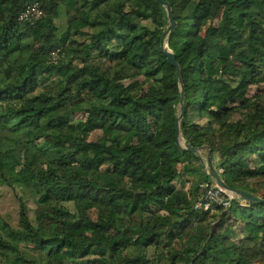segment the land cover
Here are the masks:
<instances>
[{
	"label": "trees",
	"instance_id": "1",
	"mask_svg": "<svg viewBox=\"0 0 264 264\" xmlns=\"http://www.w3.org/2000/svg\"><path fill=\"white\" fill-rule=\"evenodd\" d=\"M164 1L167 35L155 0H0V183L37 195L33 219L21 202L18 228L1 222L0 256L38 264L21 249L31 240L54 264H264V203L195 207L214 183L177 143L180 87L163 52L181 70L184 144L264 199V105L247 95L264 82V0ZM34 2L41 16L20 21Z\"/></svg>",
	"mask_w": 264,
	"mask_h": 264
},
{
	"label": "rangeland",
	"instance_id": "2",
	"mask_svg": "<svg viewBox=\"0 0 264 264\" xmlns=\"http://www.w3.org/2000/svg\"><path fill=\"white\" fill-rule=\"evenodd\" d=\"M219 21L216 19H209L205 21L206 25H216ZM81 39V38H80ZM234 54H240L243 56H247L249 53L246 50L245 46L242 44H238L235 45V47L233 48ZM58 50H55L54 52H52L51 57L49 58L50 61L52 62H56L57 57H58ZM248 96H253L255 95V97L259 100L257 101L261 106L264 105V82H261L258 85H251L249 87ZM180 105L178 104V107ZM202 121H204L205 119V114H202ZM82 117V113L81 112H76V116L75 118H80ZM259 121H264V118L259 116L258 117ZM11 134L6 131L5 129L0 128V139L6 137V136H10ZM100 135V131L99 130H95L91 133L89 139L90 140H96ZM180 144L183 146L184 144V140L182 139L181 135H180ZM208 151H206V146H203L201 148H198V150L196 151L200 158L201 161L203 162L204 168L205 170H208L209 167V162H208V158L210 156V150L209 148H207ZM102 152H104V150H102ZM216 158V157H215ZM23 161V155L21 153L20 150L16 151V156L15 157H11V165L15 168H18L20 166V164ZM214 168V164L215 162L212 161L210 163ZM216 169V168H215ZM219 172V171H218ZM211 179V178H210ZM193 177H189L185 183V189H188L189 186L192 184L193 181ZM212 182L214 183V181L212 180ZM261 183V181L259 182ZM209 183L207 181H205L204 183H202V185H208ZM205 188V186H204ZM202 189V188H201ZM37 195L35 193V191H28L22 188H19V186H9L6 185L4 183H0V224L1 222H5L6 224H8L11 228H18V218H19V206L21 202H24L28 208V212H29V216L31 219H33L34 217V212L36 209V203H35V199H36ZM234 230L236 233V236L233 238L236 242L238 241V239L244 234L243 231H241L240 227L238 224L234 225ZM0 235L4 236V229L0 226ZM33 245L34 243L31 240H25L24 242H21V249L24 252V255H26L27 258H36L38 260V264H54L51 261H45L44 258H41L37 253V250L33 249ZM124 254V252H123ZM118 256H120V253L118 254ZM122 256V254H121ZM120 256V257H121ZM0 259L5 261L7 264H29V262L27 263H23V262H19L16 259H14L12 256H0ZM63 264H72V263H63Z\"/></svg>",
	"mask_w": 264,
	"mask_h": 264
},
{
	"label": "water",
	"instance_id": "3",
	"mask_svg": "<svg viewBox=\"0 0 264 264\" xmlns=\"http://www.w3.org/2000/svg\"><path fill=\"white\" fill-rule=\"evenodd\" d=\"M158 4L165 6L166 8V13H167V17H168V26L164 32V35H167L170 31V29L174 26V20L172 17V11L170 9L169 3L167 1L164 0H155ZM164 54L167 57V60L169 62L170 65H172L173 67H175L176 69V73L178 76V84L180 87V101H179V105H180V114L175 118V137L177 140V143L182 146L180 144V128H179V120L183 111V97H184V87H183V81H182V76H181V70L179 67V64L176 62L175 60V55L172 53V51H170L168 48H164L163 50ZM183 147H185L187 150H190L192 152H196L198 150V148L196 147H192L189 144H183ZM208 162H209V167L208 170H206V173L210 176V178L214 181V184L225 189L227 192L245 200V201H258V202H262L264 203V199L250 193L244 190H238V189H233L231 188L229 185H227L225 183V181L221 178L219 172L210 164V159L208 158Z\"/></svg>",
	"mask_w": 264,
	"mask_h": 264
},
{
	"label": "built area",
	"instance_id": "4",
	"mask_svg": "<svg viewBox=\"0 0 264 264\" xmlns=\"http://www.w3.org/2000/svg\"><path fill=\"white\" fill-rule=\"evenodd\" d=\"M42 10L37 2L27 5L18 14L20 21H33L40 17ZM204 194L201 202L196 204V208L208 209L212 205H219L223 208H228L231 205L235 195L227 192L225 189L213 184L211 186L204 185Z\"/></svg>",
	"mask_w": 264,
	"mask_h": 264
}]
</instances>
